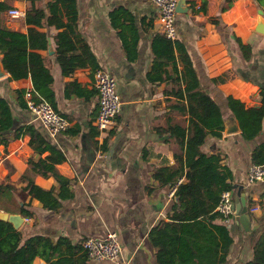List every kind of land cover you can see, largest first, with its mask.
Returning <instances> with one entry per match:
<instances>
[{
    "label": "crops",
    "instance_id": "obj_1",
    "mask_svg": "<svg viewBox=\"0 0 264 264\" xmlns=\"http://www.w3.org/2000/svg\"><path fill=\"white\" fill-rule=\"evenodd\" d=\"M9 4L23 16L11 19L6 14V27L26 35L33 28L46 36V50L36 52L47 62L53 79L55 111L69 121V126L51 136L35 120L23 100L25 92L34 91L31 79L9 80L0 54V69L4 72L0 77V97L8 101L13 117L10 130L0 128L1 135L8 139L6 146L0 144V182L12 185L19 195L33 182L44 190H52L58 198L56 175H59L68 181V198L59 200L57 209L47 210L29 196L22 201L16 195L19 205L29 204L26 209L32 215L0 212L23 218L17 229L21 244L37 236L48 238L53 244L65 240L71 250L67 245L59 249L62 257L72 258V263L109 264L89 260L81 242L114 233L122 247L123 259L133 264L134 241L139 243L160 221H167L175 200L170 192L185 181L184 173L174 186L155 178L161 169H165L161 172L165 177L170 170L181 167L174 156L178 146L166 130L171 121L185 127L188 119V115L178 110L186 104L179 99V93L185 98L187 83L184 59L191 61L200 90L223 111L224 121L232 117L227 111L228 97L239 100L246 108L256 103V108L262 107L264 34L258 33L256 26L258 22L264 23V9L253 0H236L221 13V0H186L188 12L177 14L176 38L171 40L183 50L174 48L170 54L158 56L154 42L158 36L166 37L150 0H75L65 4L60 0H9ZM70 6L74 9L69 10ZM32 7L43 14L40 27L25 23V15ZM118 9L127 14L114 19L113 13ZM49 20H59L71 28L68 29L71 47L58 49V33L63 29ZM63 64L81 65L64 74ZM99 69L114 78L121 102L116 127L109 132L96 129L98 95L86 88L94 71ZM72 83L83 94L72 93ZM28 126L35 131L33 137L22 133L12 139L14 132L24 131ZM30 138L34 143L30 144ZM262 144L264 120L260 134L251 141L244 140L240 131L229 135L223 132L221 138L209 135L200 148L206 155L220 156V164L232 173V187L243 186L246 199L252 204L248 212L252 207L258 208L256 213H249V225L243 229L235 217V190H230L234 216L216 221L228 229L232 238L224 264L250 261L253 247L264 231V180L248 181L252 152ZM36 147L42 151L38 152ZM58 156L61 161L54 164V175L34 171L33 166L40 159ZM32 264L46 262L36 257Z\"/></svg>",
    "mask_w": 264,
    "mask_h": 264
},
{
    "label": "trees",
    "instance_id": "obj_2",
    "mask_svg": "<svg viewBox=\"0 0 264 264\" xmlns=\"http://www.w3.org/2000/svg\"><path fill=\"white\" fill-rule=\"evenodd\" d=\"M60 1L65 4L73 3L75 0ZM221 1L220 12L223 13L232 7L236 0ZM253 1L264 9V0ZM68 8L72 9L71 6ZM9 9H11L9 0H0V54L3 67L10 76L9 80L30 78L34 92L55 110L53 79L47 62L36 52L46 50V36L33 28H29L26 35L6 27L4 20ZM126 14L125 11L118 9L113 13V18ZM42 17V12L32 7L25 15V23L40 27L43 24ZM49 23L63 29L58 33L60 41L58 49L71 47L73 44L68 41L71 28L59 20L54 22L49 20ZM123 44L128 48L126 42ZM174 48L183 50L178 42L163 36H158L154 42V52L158 56L164 52L170 54ZM241 49L245 50V46H241ZM84 52L88 55L87 49L84 48ZM184 63L187 78L185 98L179 93V99L184 100L186 104L178 107V110L188 115V119L185 127L171 121L166 130L170 139L178 146V153L176 152L174 156L181 167L177 171L170 170L165 177L161 175L165 169H161L155 173V178L163 184L174 186L176 179L184 173L185 181L176 187L175 200L170 206L167 221H160L153 227L148 233V239L153 246L157 264H224L232 238L228 229L216 222L221 218L216 208L221 193L233 190L230 183L232 173L220 164L219 155H206L200 149L209 135L222 137L224 113L212 98L200 90L191 61L187 58L184 59ZM80 65L63 64L62 72L70 74ZM70 88L76 95L83 94V90L75 83L70 84ZM18 99L24 109L20 94ZM227 102V111L237 120L242 138L246 141L255 139L262 130L264 103L260 108H246L242 102L232 97H228ZM12 126L10 105L6 99L0 97V128L8 131ZM22 133L33 137L35 131L30 126L24 131L19 129L13 133L12 139L19 138ZM7 143L8 139L0 133V144L6 146ZM32 143L34 141L31 139L30 144ZM36 150L42 151L40 147H36ZM251 160L254 165L264 164V144L253 150ZM60 161L59 156L48 160L40 159L34 164V171L44 176L54 175V164ZM56 179L60 187L58 198L53 195L52 190H44L33 182H29L20 195L12 185L0 182V210L30 217L32 214L26 209L29 204L19 205L16 195L22 201L26 196L35 199L44 209H57L60 205L59 200L68 198V181L59 175H56ZM247 205L251 207V201H247ZM62 245H67V249L71 250L65 240L53 244L50 239L38 236L21 244L20 232L9 222L0 219V264H32L36 257L42 258L46 264H74L72 258L62 257L59 249ZM245 264H264V231L253 247L252 259Z\"/></svg>",
    "mask_w": 264,
    "mask_h": 264
},
{
    "label": "built area",
    "instance_id": "obj_3",
    "mask_svg": "<svg viewBox=\"0 0 264 264\" xmlns=\"http://www.w3.org/2000/svg\"><path fill=\"white\" fill-rule=\"evenodd\" d=\"M150 2L157 10L163 35L167 39L174 40L176 38L175 18L178 0H150ZM22 16V12L16 8H11L7 12V17L11 19ZM86 88L94 90L98 95V114L94 121L96 129L99 132H109L115 129L121 102L116 91L114 78L105 70H95L92 80L86 85ZM23 100L26 109L51 136L64 132L69 126V121L60 116L48 102L39 98L36 92H25ZM261 180H264V164H252L248 170V181ZM174 192L175 189L170 192V197L174 195ZM216 211L225 221L234 216L232 191L225 190L221 193ZM256 211L258 208L249 209L250 214H254ZM81 248L89 260L106 261L109 264H129L122 257V247L114 233H109L103 239L86 238L81 242Z\"/></svg>",
    "mask_w": 264,
    "mask_h": 264
},
{
    "label": "water",
    "instance_id": "obj_4",
    "mask_svg": "<svg viewBox=\"0 0 264 264\" xmlns=\"http://www.w3.org/2000/svg\"><path fill=\"white\" fill-rule=\"evenodd\" d=\"M188 8L186 6V0H178L176 6V13L177 14H187ZM259 14H262V11L259 10ZM256 31L258 33L264 34V23L258 22L256 26ZM4 75V72L0 69V77ZM259 102V101H257ZM253 107H258V103H256ZM240 131L239 124L234 117H231L229 120L224 121V129L223 132L226 135L235 134ZM233 190H235V217L240 222L243 229H247L250 216L248 212L247 206V199L246 194L243 191V186L241 185H234ZM0 219L6 222H9L14 229H18L21 224L23 223V218L18 214H6L0 212ZM138 242L134 241V260L133 264H157L156 257L154 253L153 246L149 241L148 237H143L141 241Z\"/></svg>",
    "mask_w": 264,
    "mask_h": 264
}]
</instances>
